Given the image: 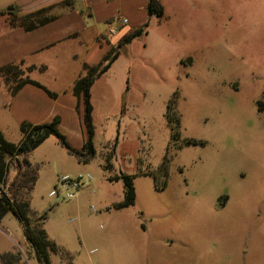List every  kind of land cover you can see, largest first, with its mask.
Listing matches in <instances>:
<instances>
[{"label":"rangeland","instance_id":"rangeland-1","mask_svg":"<svg viewBox=\"0 0 264 264\" xmlns=\"http://www.w3.org/2000/svg\"><path fill=\"white\" fill-rule=\"evenodd\" d=\"M141 1L148 32L119 47L91 88L94 155L80 160L54 135L30 153L40 164L32 207L48 211L45 227L61 247L52 263L264 264V0H159L162 17ZM136 19L130 29L142 25ZM89 21L103 29L97 15ZM63 46L37 58L45 72L22 64L59 94L72 91L80 65L73 55L86 50L77 39ZM6 89L0 76L1 127L19 142ZM60 130L78 145V128ZM120 171L135 175L137 198L117 209L124 183L109 177ZM88 172L75 198L50 195L60 176ZM0 254L44 264L13 212L0 222Z\"/></svg>","mask_w":264,"mask_h":264},{"label":"crops","instance_id":"crops-1","mask_svg":"<svg viewBox=\"0 0 264 264\" xmlns=\"http://www.w3.org/2000/svg\"><path fill=\"white\" fill-rule=\"evenodd\" d=\"M117 1L81 0L82 4L84 2L85 5L79 6L78 0H0V6L13 7V10L19 16L47 8L45 15L49 17L46 23L28 30L24 26L12 25L8 13L0 14L4 18H2L3 26L0 30V68L24 60L29 66H36L32 71L45 72L49 68L48 64L38 62L37 58L55 48L62 49L63 45L71 39H77L86 49L83 55H81L82 53L73 55L80 62L79 73L84 63L90 65L99 63L114 44L133 30L128 27L133 18H137L138 22L136 21V23L138 26L144 20V18H141V20L138 18L140 14H144V9L137 8V0H119L120 8L124 10L125 16L116 11L114 5ZM148 2V0H143L141 4L145 7V3L146 9H148ZM2 10L7 11V9H0V11ZM95 15H97L100 22H104L103 29L90 25L89 20ZM125 18L128 20L127 23L123 22ZM113 22H116L115 24L118 26L115 32L111 30ZM79 73L74 76L70 85L74 84ZM5 85L10 96L8 103L4 101L7 117L20 125L24 121L34 124L46 123L59 116L61 118L60 127L68 126L70 128L73 125L81 132L78 145L71 143L72 146L78 149L84 146L87 140L83 120L84 105L73 91L66 90L63 94H59L43 84L57 93V96H52L42 86L27 83L13 95L6 82ZM0 129L2 130L1 123ZM32 161L35 162V160Z\"/></svg>","mask_w":264,"mask_h":264},{"label":"trees","instance_id":"trees-1","mask_svg":"<svg viewBox=\"0 0 264 264\" xmlns=\"http://www.w3.org/2000/svg\"><path fill=\"white\" fill-rule=\"evenodd\" d=\"M8 8L7 11H0V14L8 13L10 23L14 26H24L31 30L46 23L49 17L45 15L47 8H43L30 14L19 16L13 10ZM148 13L150 16H163V5L159 0H149ZM149 22H146L131 30L124 35L119 41L117 47H111L108 53L95 65L88 63L83 64L84 74H80L73 84L72 91L84 103L83 120L88 132L87 140L81 149L75 148L69 142L67 136L60 130L61 118L56 116L50 122L34 124L24 121L20 124L22 131V139L19 142H13L5 137L0 129V222L9 213L13 212L16 217L21 220L26 227L27 238L32 240L40 254V260L44 264L52 263V253L59 252L61 247L54 241L46 227L48 211L39 212L32 207L30 194L36 186L39 179L40 164L30 159V153L39 147L47 138L54 135L59 138L60 142L68 148L70 153L76 155L83 160L86 156H93L95 153L93 145L94 123L93 110L94 106L91 102V88L96 79L106 72L115 60L120 56L119 47L132 41L135 37L147 33ZM24 60L7 64L0 68V75L9 85L11 93L16 94L25 84L33 83L42 86L52 96L57 93L41 84L38 80L31 78L25 74L22 68ZM35 65L28 66V70L32 71ZM44 68V67H43ZM179 133L172 134V139L178 140ZM191 143V140H187ZM119 143V134L116 137L113 150L108 155L105 168L112 171L114 164L113 157ZM167 158V157H166ZM14 175L11 178L12 171ZM111 181H123L124 183V199L114 203L113 207L120 209L129 207L136 203L137 192L135 187V175L128 174L123 171L113 173L109 177ZM64 255V253H63ZM0 264H20V257L13 254H0Z\"/></svg>","mask_w":264,"mask_h":264},{"label":"built area","instance_id":"built-area-1","mask_svg":"<svg viewBox=\"0 0 264 264\" xmlns=\"http://www.w3.org/2000/svg\"><path fill=\"white\" fill-rule=\"evenodd\" d=\"M124 23L128 20L123 19ZM118 29L117 24L111 26V30L115 32ZM93 178L91 173H80L75 176L65 174L59 177L58 184L50 192L51 196H55L61 200H71L76 197L78 191L83 188Z\"/></svg>","mask_w":264,"mask_h":264}]
</instances>
